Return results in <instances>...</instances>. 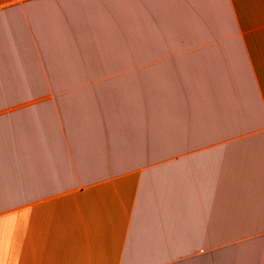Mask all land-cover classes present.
I'll return each mask as SVG.
<instances>
[{"label": "crops", "instance_id": "crops-1", "mask_svg": "<svg viewBox=\"0 0 264 264\" xmlns=\"http://www.w3.org/2000/svg\"><path fill=\"white\" fill-rule=\"evenodd\" d=\"M0 264H264V0H0Z\"/></svg>", "mask_w": 264, "mask_h": 264}]
</instances>
